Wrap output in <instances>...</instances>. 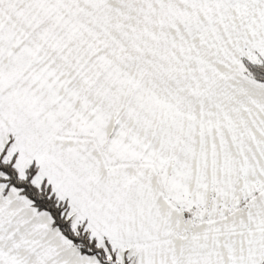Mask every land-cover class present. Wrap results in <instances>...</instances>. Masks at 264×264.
I'll return each instance as SVG.
<instances>
[{
	"label": "crops",
	"instance_id": "1",
	"mask_svg": "<svg viewBox=\"0 0 264 264\" xmlns=\"http://www.w3.org/2000/svg\"><path fill=\"white\" fill-rule=\"evenodd\" d=\"M257 1L264 0H12L15 51L0 68V100L12 97L2 101L1 110L7 128L12 125V145L25 157L32 156L36 174L68 201L88 233L97 240L107 238L129 254L132 264L133 248L169 237L187 242L198 220L203 249L215 251L218 258L226 246H239L241 228L250 232V248L253 243L256 250L258 240L264 248V234L259 239L256 234L258 226L264 227V93H258L264 84L246 77L244 88L234 89L231 109L217 125L226 153L203 155L201 177L210 174L214 179L211 186L201 184L210 188V195L192 210L194 204L185 209L159 193L139 191L129 184L127 172L92 168L95 162L74 142L58 136L49 141L57 124L41 105L45 98L36 81L44 74H34L32 66L49 65L54 76L60 75L58 80L118 79L106 72L96 76L94 70L81 77L80 66L118 63L112 59L119 56L123 64L166 63L176 50L203 46L209 32L220 30V18L246 16L250 2L255 8ZM251 15L264 18V9L256 5ZM254 25L249 48L264 58V20ZM74 66L77 77L69 78ZM34 109L37 117L30 115ZM230 145L232 152L227 151ZM75 153H82L81 159ZM3 187L0 184V220L12 222V189L2 195Z\"/></svg>",
	"mask_w": 264,
	"mask_h": 264
},
{
	"label": "rangeland",
	"instance_id": "2",
	"mask_svg": "<svg viewBox=\"0 0 264 264\" xmlns=\"http://www.w3.org/2000/svg\"><path fill=\"white\" fill-rule=\"evenodd\" d=\"M250 3L251 10L246 11V16L220 18V30L209 32L203 46L176 50V56L166 59V63L123 64L119 56L112 59L118 63L80 66L81 77H89L88 73L94 70L96 76L106 72L118 79L58 80L60 75L54 78L49 65L34 64L33 73L44 74L36 81L45 98L41 105L51 116V122L57 124L49 141L58 136L65 142H74L83 152H88L89 161L95 162L92 168L122 170L128 173L129 184L139 186L138 190L146 195L151 190L181 208L188 209L194 204L192 210L197 209L210 195L207 186L214 179L210 174L201 177L202 157L226 153L224 137L217 130L218 122L223 123L224 111L231 109L234 89L244 88L241 84L247 83L246 77L252 80L245 72L242 58L254 63L264 59L260 56L262 52L249 48L252 41L249 31L264 20L251 13L256 5L264 9V1L255 2V8L254 2ZM14 51L12 0H0V68L12 59ZM74 67L69 78L77 77V66ZM0 78L4 79L1 75ZM6 98L12 97L7 94L0 100V151L14 136L12 125L7 128V123L2 121V101L7 102ZM37 114L39 111L35 109L30 113L34 117ZM4 150V160L13 159L18 174L24 177L34 160L32 156L25 157V153L15 149L12 140ZM227 151L232 152L231 145ZM81 154L74 155L81 159ZM205 163L212 168L211 161ZM0 176L4 174L0 172ZM41 179L35 174L32 181L39 185ZM206 183L209 185L202 188L201 184ZM0 184L4 189L5 183ZM9 189H12V222L0 220V264H98L94 255L81 254L70 240L51 227L49 214L37 211L17 189L10 187L2 195ZM68 218L74 228L84 224L72 210ZM192 224L187 242L169 237L133 248L134 263L264 264L262 242L258 240L256 250L253 243L250 248L248 229L239 230L237 248L226 246L224 256L218 258L215 251L211 254L203 249L199 220ZM256 234L259 239L264 227L258 226ZM88 236L95 238L90 233ZM96 242L108 253L104 240L96 239ZM110 245L119 264L125 261L132 264L129 254Z\"/></svg>",
	"mask_w": 264,
	"mask_h": 264
},
{
	"label": "trees",
	"instance_id": "3",
	"mask_svg": "<svg viewBox=\"0 0 264 264\" xmlns=\"http://www.w3.org/2000/svg\"><path fill=\"white\" fill-rule=\"evenodd\" d=\"M242 62L249 77L264 83V61L254 63L242 58ZM11 140L13 137L5 144V148L11 143ZM4 149L0 151V172L4 174V176H0V183H5L2 193L5 194L8 188L14 187L31 202L37 211L48 213L51 218V227L56 228L60 234L70 240L81 254L94 255L98 264H119L107 238L104 239V242L108 253L103 247L97 245L95 238L88 236L84 227L85 222L75 228L71 226L68 218L70 210L68 201L60 198L46 179H42L39 185L33 183L32 179L38 171L36 163L31 161L25 170V176L21 177L14 167V160H4ZM123 264L129 263L125 261Z\"/></svg>",
	"mask_w": 264,
	"mask_h": 264
}]
</instances>
